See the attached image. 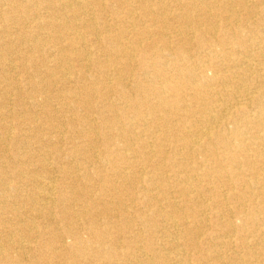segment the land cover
<instances>
[{"label": "bare ground", "instance_id": "1", "mask_svg": "<svg viewBox=\"0 0 264 264\" xmlns=\"http://www.w3.org/2000/svg\"><path fill=\"white\" fill-rule=\"evenodd\" d=\"M0 264H264V0H0Z\"/></svg>", "mask_w": 264, "mask_h": 264}, {"label": "rangeland", "instance_id": "2", "mask_svg": "<svg viewBox=\"0 0 264 264\" xmlns=\"http://www.w3.org/2000/svg\"><path fill=\"white\" fill-rule=\"evenodd\" d=\"M16 49H18V47H16ZM15 72V74L14 75H16L17 77L16 78H19V79H21V76H23L24 74H22V73H18L19 71L18 70H14ZM20 74V75H19Z\"/></svg>", "mask_w": 264, "mask_h": 264}]
</instances>
